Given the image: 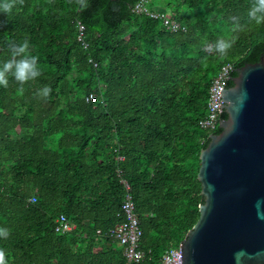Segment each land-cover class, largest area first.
Listing matches in <instances>:
<instances>
[{
    "label": "trees",
    "instance_id": "1",
    "mask_svg": "<svg viewBox=\"0 0 264 264\" xmlns=\"http://www.w3.org/2000/svg\"><path fill=\"white\" fill-rule=\"evenodd\" d=\"M136 1L87 0L81 10L76 0H24L9 15L0 12V64L10 58L9 43L27 37L41 72L22 94L11 76L0 86L7 264H159L200 216V153L209 134L221 131L198 125L210 81L224 63L260 60L264 23L247 21L251 0H155L174 6L187 26L171 31L135 13ZM231 16L241 17L243 31H232ZM77 19L86 25L87 50L77 40ZM218 38L234 39L226 56L206 48ZM45 85L51 93L41 98ZM92 91L106 103L87 101ZM119 166L143 228L140 262L128 263L116 240L96 234L124 218ZM61 213L76 228L58 233Z\"/></svg>",
    "mask_w": 264,
    "mask_h": 264
},
{
    "label": "water",
    "instance_id": "2",
    "mask_svg": "<svg viewBox=\"0 0 264 264\" xmlns=\"http://www.w3.org/2000/svg\"><path fill=\"white\" fill-rule=\"evenodd\" d=\"M235 71L220 96L221 131L200 153L204 201L179 264H264V54Z\"/></svg>",
    "mask_w": 264,
    "mask_h": 264
},
{
    "label": "built area",
    "instance_id": "3",
    "mask_svg": "<svg viewBox=\"0 0 264 264\" xmlns=\"http://www.w3.org/2000/svg\"><path fill=\"white\" fill-rule=\"evenodd\" d=\"M135 13L139 15H148L150 17L159 18L166 29L171 31H186L187 26L176 18V16L162 5H154L152 0H137L133 6ZM77 40L84 49H89V41L87 39L86 25L79 19L76 20ZM90 61L95 66L98 65L93 58ZM235 63L227 62L222 64L214 77L210 81L209 96L207 101V112L198 121L200 128L213 131L218 128L220 115V96L224 89L231 81L233 72L235 71ZM87 101H99L106 103V98L101 92L92 91L86 95ZM125 156L118 155V160L123 161ZM118 175L121 177V182L124 185L125 197L122 202L121 212L123 220L115 226L106 230L97 228L96 234L100 237H108L116 240L123 247L127 262H140L146 255V251L141 248L140 242L143 235V228L140 223V218L136 209V203L132 194L131 184L122 176L123 169L118 167ZM35 201L36 197L30 198ZM55 230L58 233H65L76 228V224L68 218L65 213H61L55 219ZM181 252V242L176 246H171L165 250L160 258L159 264H179Z\"/></svg>",
    "mask_w": 264,
    "mask_h": 264
},
{
    "label": "clouds",
    "instance_id": "4",
    "mask_svg": "<svg viewBox=\"0 0 264 264\" xmlns=\"http://www.w3.org/2000/svg\"><path fill=\"white\" fill-rule=\"evenodd\" d=\"M24 0H0V12L9 15L12 9L19 5H23ZM80 9H85L87 0H76ZM229 21L232 25L233 32L243 31L246 24L241 22L240 16H231ZM247 21L255 22L257 25L264 23V0H251L249 10L247 12ZM234 39L218 38L214 43H209L206 48L209 52L226 56L232 48ZM10 58L0 64V86L7 88L9 86V76H11L20 85L18 91L22 94L23 85L29 81H33L41 75L38 67V57L31 54L30 40L25 37L22 42H10L9 45ZM51 93V87L45 85L38 89L37 95L41 98H47ZM9 232L5 228H0V237L7 239ZM0 264H7L6 254L0 249Z\"/></svg>",
    "mask_w": 264,
    "mask_h": 264
},
{
    "label": "rangeland",
    "instance_id": "5",
    "mask_svg": "<svg viewBox=\"0 0 264 264\" xmlns=\"http://www.w3.org/2000/svg\"><path fill=\"white\" fill-rule=\"evenodd\" d=\"M152 3L154 4V5H159L155 0H152ZM162 6H164V7H167L173 14H174V12H173V10H172V8L174 7V6H172V7H170V6H167L166 4H164L163 3V5Z\"/></svg>",
    "mask_w": 264,
    "mask_h": 264
},
{
    "label": "crops",
    "instance_id": "6",
    "mask_svg": "<svg viewBox=\"0 0 264 264\" xmlns=\"http://www.w3.org/2000/svg\"><path fill=\"white\" fill-rule=\"evenodd\" d=\"M103 245L107 246L108 245V242L103 240Z\"/></svg>",
    "mask_w": 264,
    "mask_h": 264
}]
</instances>
